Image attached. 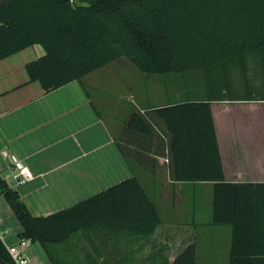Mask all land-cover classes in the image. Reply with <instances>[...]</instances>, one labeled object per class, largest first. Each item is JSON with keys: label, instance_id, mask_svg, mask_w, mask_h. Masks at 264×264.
Instances as JSON below:
<instances>
[{"label": "trees", "instance_id": "obj_1", "mask_svg": "<svg viewBox=\"0 0 264 264\" xmlns=\"http://www.w3.org/2000/svg\"><path fill=\"white\" fill-rule=\"evenodd\" d=\"M35 44L45 53L26 71L45 93L121 58L144 74L176 78L264 49V0H0V60ZM115 143L162 192L213 182L212 224L232 227L229 264H264V183L225 181L208 100L134 106ZM0 196L20 224L17 237L37 241L52 264H71L64 248L75 254L79 233L92 245L107 235L144 238L161 222L134 176L46 216L32 215L1 177ZM196 253L189 243L171 264H196ZM100 257L98 248L89 264ZM0 264H16L1 238Z\"/></svg>", "mask_w": 264, "mask_h": 264}, {"label": "crops", "instance_id": "obj_2", "mask_svg": "<svg viewBox=\"0 0 264 264\" xmlns=\"http://www.w3.org/2000/svg\"><path fill=\"white\" fill-rule=\"evenodd\" d=\"M44 53V48L35 44L0 60V151L15 154L32 172V179L25 184L8 182L29 212L35 216L55 213L134 176L155 202L160 219L164 212L171 218L161 219L143 243L139 236L107 235L92 245L78 243L75 249L80 255L77 251L70 255L64 248L65 260L72 264L71 258H75V264H89L88 254L94 256L99 248L100 264H147L158 259L160 264H171L193 242L196 264H229L232 227L212 224L213 182H176L182 194L196 186L211 189L208 221H202V207L194 204L187 210L192 219L178 220L184 206H166L161 211L154 198L161 194L159 181L123 157L116 146L132 108L155 106L129 108L122 99L111 101L105 86L110 64L45 93L38 81H30L26 71V65ZM243 57L233 65L181 76L177 98L169 103L208 100L225 181L264 183V49ZM102 75L106 80H100ZM6 164L0 153V173ZM0 200L13 214L3 196ZM3 223L0 217V238L8 248L17 243L22 229L18 224L9 232ZM162 227L171 233L180 228L188 236L175 249L166 243L156 244L152 239ZM24 252L29 264H52L37 241H30Z\"/></svg>", "mask_w": 264, "mask_h": 264}, {"label": "rangeland", "instance_id": "obj_3", "mask_svg": "<svg viewBox=\"0 0 264 264\" xmlns=\"http://www.w3.org/2000/svg\"><path fill=\"white\" fill-rule=\"evenodd\" d=\"M129 66V67H128ZM124 68V69H121ZM108 78L105 86H108V92L110 96V100L113 101L114 99L118 98L119 100L122 99L123 103H125L129 108L133 105H137L140 107L143 106H159L163 103H169L174 101L177 98V92H179L180 87V77L176 78H169L167 76L161 75H152V74H144L136 69L132 64H130L124 58L116 60L110 63L108 69ZM197 72L188 74L185 76L192 77ZM100 80H106V77L102 75ZM181 91V90H180ZM133 162V161H132ZM130 170V169H128ZM3 173V172H1ZM145 174V173H143ZM146 176H149L146 174ZM148 180V179H147ZM158 180V179H157ZM9 182V181H8ZM160 182V181H159ZM10 186L11 184L8 183ZM152 185H150L151 187ZM161 187V186H160ZM165 191L161 190L160 196H155V201L158 207L166 208V206L172 207L169 205L170 197L169 195L174 193V197L172 201L176 204L175 206H181L185 208V212L183 216L177 215L176 218L178 220L183 219L188 221V219H192L187 210L191 209L192 205L201 206L202 207V221H208L210 219V199H211V189H209L208 185L196 186L194 190H186L183 194L181 193L183 190L180 188V185H176L174 187L170 185H165ZM187 186H184V189ZM149 188V185L146 186ZM162 189V187H161ZM156 194V191H155ZM5 201L0 200V217L4 219L3 225L7 231H12L15 229V226L18 227L19 223L15 218L14 214L9 213L7 209L4 208L3 205ZM183 205V206H182ZM162 221H166L171 219L168 214H161ZM165 223V222H164ZM181 231H177L171 233L164 230L163 227L158 231V233L152 239V242L166 243L168 246L170 245L173 249H175L179 244H181L186 237L188 236L187 233H184L182 229L179 228ZM82 235V237H81ZM77 239L80 243L84 242L83 234L79 233ZM147 239V237H145ZM142 237V243L145 240ZM148 240V239H147ZM100 242L98 240H95ZM148 242V241H147ZM173 249L170 252H173ZM78 252V250L76 249ZM78 255L79 252H78ZM157 261V262H156ZM147 264H160L158 260H150Z\"/></svg>", "mask_w": 264, "mask_h": 264}, {"label": "built area", "instance_id": "obj_4", "mask_svg": "<svg viewBox=\"0 0 264 264\" xmlns=\"http://www.w3.org/2000/svg\"><path fill=\"white\" fill-rule=\"evenodd\" d=\"M3 159L7 162L6 168L0 177L5 181L13 182L15 185L25 184L32 179V172L29 167L15 154L7 151H0ZM30 242L28 239H18L15 245L8 246V252L16 264H29L25 255V247Z\"/></svg>", "mask_w": 264, "mask_h": 264}]
</instances>
